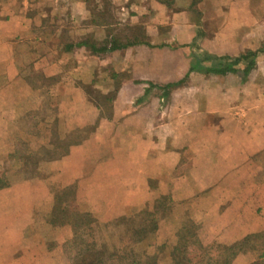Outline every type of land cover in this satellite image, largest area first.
Segmentation results:
<instances>
[{
	"label": "crops",
	"instance_id": "obj_1",
	"mask_svg": "<svg viewBox=\"0 0 264 264\" xmlns=\"http://www.w3.org/2000/svg\"><path fill=\"white\" fill-rule=\"evenodd\" d=\"M36 2L0 0L1 132L39 88L36 77L59 76L61 127L52 133L68 150L58 156L50 143L56 154L37 159L33 176L0 188V264H68L61 246L71 225L41 218L53 191L71 185L100 223L159 193L189 199L213 234L218 225L220 242L264 229V105L258 91L249 94L264 84V51L245 78L204 69L212 66L206 55L264 44V0H96L98 18L77 32L58 16L30 12ZM86 16L71 10L70 20ZM116 39L129 43L111 49ZM195 58L203 69H190ZM168 83L178 84L161 96ZM86 86L112 96L108 109ZM73 133L84 137L71 144Z\"/></svg>",
	"mask_w": 264,
	"mask_h": 264
},
{
	"label": "rangeland",
	"instance_id": "obj_2",
	"mask_svg": "<svg viewBox=\"0 0 264 264\" xmlns=\"http://www.w3.org/2000/svg\"><path fill=\"white\" fill-rule=\"evenodd\" d=\"M86 1L87 3L85 4L79 2L77 5L73 6L72 4L69 5L68 0H40V2H36L32 5L30 12L38 10L39 12L50 13V16H58V20L61 21L60 24H62L64 28L72 27L70 29L72 31L74 29V31L76 30L77 32V30H79L81 25L85 22L89 20L94 21L98 18V6L96 0ZM62 3H65V5ZM71 10H75L78 14H87L86 18L88 19H85L86 21L78 19L77 22L72 23L70 20ZM104 18H106V13L104 14ZM21 59L23 62H30L31 60L30 56H23ZM30 74L32 73L30 72ZM42 76L43 74L35 78L34 84H36L39 88L29 95L30 101L28 98V100L22 104L23 106L21 105L23 110H21L19 116L9 119V125H7V130L5 132H1L0 125V174L1 177L9 184L20 181L23 178L33 176L40 165H35L37 159L49 158L51 155L56 154L55 152L62 150L61 145L63 144V138L61 137L60 139L59 134L57 136L56 133H52V129H59L61 127V121L58 119L60 110L56 91V83L59 76L57 77L53 75V78L50 79L41 78ZM86 88L87 91L100 98V103L103 106L108 104L103 102L104 100L102 99V95H99L95 86H86ZM257 91L261 94L260 98L264 105V84L258 86L254 85L249 88V94ZM262 115L264 118V112H262ZM61 136L64 137L63 134H61ZM71 138H78V134H71L70 139ZM50 143L53 147L57 145L58 149H53L55 152L50 151L52 149ZM183 168L186 169L187 164H185ZM71 186L73 187L72 192L74 190L73 195L70 193L67 194V192H71L70 190L62 192L61 190H63V188H56L53 191L52 206L48 212L43 214L44 217L41 218L42 220H49L51 210H53L55 204L56 206L59 205V208L66 206V213L68 215L87 212L92 215L90 210L83 206V204L80 205L76 200L75 188L73 185ZM158 194L152 197V202L147 206H142L140 209L138 208L130 214L123 215L128 216L129 219H131L126 222H116L117 217L101 222L102 224L109 222L106 227L105 225L101 227V223L92 215L96 219L97 225H92L94 226L93 231L89 234L83 235L82 237L85 236L88 240H91L92 238L98 242V244L105 243L110 252L115 250L114 248L122 247L124 249L132 248L142 255L156 253L157 264H170V248L177 240V232L183 228L186 223L192 221L197 226L193 237L194 240L197 238L199 244L203 245L205 250L207 249L212 252V256H217L219 252L216 244L231 245L242 242L239 246L240 250L233 258L231 264H264V229L237 237L232 242L223 243L218 241V235L220 234L217 233V230L219 229L218 225H214L215 234H213V231L211 232V230L207 228L203 222L196 219L195 214H193V211L191 210L189 199H179L176 197L175 201L169 194L157 196ZM57 197L61 198L59 203L56 201ZM69 203L71 204L67 205ZM143 210L155 213L158 217V228L154 233L148 234L144 240L134 242L130 236V229L132 226L136 227L141 223L140 219L144 216V214H141V211ZM61 215V212L56 211L57 217ZM68 224L69 223L66 225ZM70 227L72 238L73 229L72 226ZM42 231L49 237L51 234L56 238H61L60 233L64 230L57 229L56 231H53L49 229L48 231L42 229ZM67 234L68 229H66V235ZM71 238L67 239L64 245L61 246L68 264H72L71 258L75 253V247L72 245ZM123 242L127 243L124 244ZM161 244H164L165 246L161 249H157V247ZM199 252L200 257L196 258L195 254H192V256H194L192 260H195L196 258V260L198 259V262L203 263L204 258L207 256L206 251L200 250ZM261 253L263 254L262 256Z\"/></svg>",
	"mask_w": 264,
	"mask_h": 264
},
{
	"label": "trees",
	"instance_id": "obj_3",
	"mask_svg": "<svg viewBox=\"0 0 264 264\" xmlns=\"http://www.w3.org/2000/svg\"><path fill=\"white\" fill-rule=\"evenodd\" d=\"M168 7L173 5L174 0H156ZM201 0H193V4L200 2ZM117 40V39H116ZM112 42L111 49L120 48L128 45L129 42L125 44H121L122 42L116 41ZM264 51V44L254 50V51H246L240 53L237 56H204L205 60H208L212 63L211 67L204 68L206 72H212L215 74H226V73H238L242 78H245L250 71L255 67V58L257 55ZM197 64H192L191 70L203 69V67L199 68L200 59L195 58ZM239 64H242V68L239 67ZM182 82L179 81L178 83ZM178 83H168L161 86L162 95L167 97L171 88L175 87ZM148 91V90H147ZM102 99L104 103H108L111 101V95H102ZM108 104H105V109H108ZM79 132V131H77ZM88 133V132H87ZM79 135V134H78ZM80 138L70 139L69 142L71 144L79 143L81 139L84 137V133L79 136ZM67 143L64 145L67 146ZM58 149V148H56ZM63 152L58 156L67 152V148H62ZM9 183L4 180L0 176V188L8 186ZM73 187L67 186L61 190L62 192H67V194H72ZM60 191V192H61ZM61 200L60 197L56 198L57 203ZM71 203L67 204L70 205ZM67 207L64 206L59 208V205L53 207L51 210L48 222L56 227L57 225L71 224L73 229V237L71 238L72 245L75 247V253L71 258L72 264H157V254H139L134 249H124L122 247L114 248L115 250H109L108 246L104 244H98L95 240L91 238L88 240L87 238L82 237L83 235L89 234L93 231L92 225H97L96 219L90 213H82V214H67ZM56 211L62 213L61 216H56ZM141 214H144L143 218L140 219L141 223L138 226H132L130 236L132 237V241L140 242L144 240L148 234L154 233L158 228V217L154 212L143 210ZM129 219L128 216H120L117 218L116 222H126ZM109 223V222H108ZM108 223L100 224L101 227ZM197 226L194 222L189 221L177 232V240L174 245L170 248V256L171 263L170 264H231L233 258L237 255L240 244L242 242H238V244H216L218 248L217 256H212V252L205 250V247L199 244L198 239L194 240L195 230ZM89 236V235H87ZM194 241H193V240ZM244 240V239H243ZM105 241V240H104ZM123 241V240H122ZM126 244L127 242H123ZM68 244V243H67ZM165 245L161 244L157 247V249L163 248ZM200 250L206 251L207 256L204 258V262H198L197 257H200ZM195 254V260H192ZM263 254L261 253V256ZM221 258V259H220Z\"/></svg>",
	"mask_w": 264,
	"mask_h": 264
}]
</instances>
